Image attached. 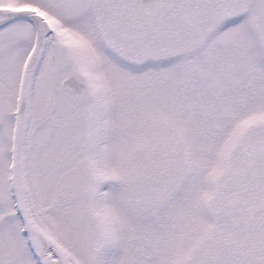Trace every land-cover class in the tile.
<instances>
[{
  "label": "snow or ice",
  "instance_id": "1",
  "mask_svg": "<svg viewBox=\"0 0 264 264\" xmlns=\"http://www.w3.org/2000/svg\"><path fill=\"white\" fill-rule=\"evenodd\" d=\"M0 264H264V0H0Z\"/></svg>",
  "mask_w": 264,
  "mask_h": 264
}]
</instances>
